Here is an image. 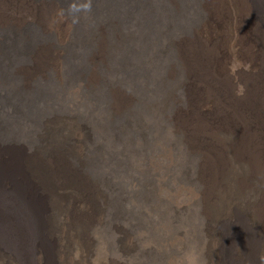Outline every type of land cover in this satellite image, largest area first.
<instances>
[{"label": "bare ground", "instance_id": "bare-ground-1", "mask_svg": "<svg viewBox=\"0 0 264 264\" xmlns=\"http://www.w3.org/2000/svg\"><path fill=\"white\" fill-rule=\"evenodd\" d=\"M18 1L0 0V33ZM36 1L66 16L56 18L58 27L72 28L78 2ZM203 2L210 18L179 45L187 103L175 120L201 158L198 180L213 198L211 264H264V0ZM245 62L250 69L240 72ZM8 70L25 96L12 104L0 94L14 116L0 119V264H118L101 242L106 200L88 166L87 130L73 111L49 109L51 92L33 80L51 90L48 75L65 79V66Z\"/></svg>", "mask_w": 264, "mask_h": 264}, {"label": "rangeland", "instance_id": "rangeland-1", "mask_svg": "<svg viewBox=\"0 0 264 264\" xmlns=\"http://www.w3.org/2000/svg\"><path fill=\"white\" fill-rule=\"evenodd\" d=\"M74 1L72 28L58 27L66 16L42 11L36 0L7 11L0 94L12 104L25 96L15 91L20 80L8 66H65V79L48 75L51 90L44 79L33 80L51 92L49 109L73 111L87 130L88 166L106 200L100 237L108 254L118 264H211L213 198L198 180L201 158L175 120L187 103L179 45L210 18L203 0ZM249 69L245 62L239 71ZM235 91L241 94V85ZM5 103L0 99V119L12 121Z\"/></svg>", "mask_w": 264, "mask_h": 264}]
</instances>
